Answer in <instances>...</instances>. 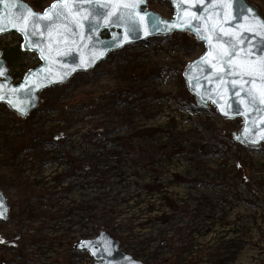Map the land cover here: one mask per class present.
<instances>
[{
  "label": "rangeland",
  "instance_id": "374dc122",
  "mask_svg": "<svg viewBox=\"0 0 264 264\" xmlns=\"http://www.w3.org/2000/svg\"><path fill=\"white\" fill-rule=\"evenodd\" d=\"M203 53L188 34L149 39L45 91L26 120L0 105V264H96L78 245L104 231L143 264H264V143H236L243 120L189 93Z\"/></svg>",
  "mask_w": 264,
  "mask_h": 264
},
{
  "label": "water",
  "instance_id": "95a60500",
  "mask_svg": "<svg viewBox=\"0 0 264 264\" xmlns=\"http://www.w3.org/2000/svg\"><path fill=\"white\" fill-rule=\"evenodd\" d=\"M165 1L173 10L170 19L149 9L147 0H55L44 11L23 0H0V38L19 35L21 49L39 59L15 83L0 50V105L26 120L39 108L42 93L96 68L109 54L149 39L188 34L204 46V53L184 73L189 93L199 106L210 104L226 120L241 118L234 141L258 150L264 143L260 10L246 0ZM243 9H249L247 14ZM9 217L0 189V222ZM78 249L87 251L96 264H143L124 253L119 241L105 231L82 241Z\"/></svg>",
  "mask_w": 264,
  "mask_h": 264
},
{
  "label": "trees",
  "instance_id": "16d2710c",
  "mask_svg": "<svg viewBox=\"0 0 264 264\" xmlns=\"http://www.w3.org/2000/svg\"><path fill=\"white\" fill-rule=\"evenodd\" d=\"M28 1L29 4L36 11H44L54 0H28ZM21 43H22V39L20 40V44L18 47L11 49L4 47V49H2L4 59L9 65L12 76L16 81L23 78L24 75L27 73V71L32 68V67L30 68V63L32 66L33 65L35 66L39 62L38 57L35 54H31V53L27 54L23 52V50L21 49ZM23 55L28 56L29 60H27L28 61L27 63L21 62V56Z\"/></svg>",
  "mask_w": 264,
  "mask_h": 264
},
{
  "label": "snow or ice",
  "instance_id": "6c2138e0",
  "mask_svg": "<svg viewBox=\"0 0 264 264\" xmlns=\"http://www.w3.org/2000/svg\"><path fill=\"white\" fill-rule=\"evenodd\" d=\"M243 11L245 12V14H247V12L249 11V9H243ZM260 76L262 78V81H264V66L261 67L260 69ZM249 75H251V73H249ZM249 83H252L254 81H248Z\"/></svg>",
  "mask_w": 264,
  "mask_h": 264
}]
</instances>
